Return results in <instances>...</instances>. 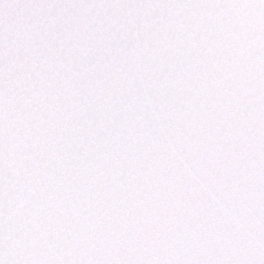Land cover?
Masks as SVG:
<instances>
[{"label": "snow or ice", "instance_id": "obj_1", "mask_svg": "<svg viewBox=\"0 0 264 264\" xmlns=\"http://www.w3.org/2000/svg\"><path fill=\"white\" fill-rule=\"evenodd\" d=\"M0 264H264V0H0Z\"/></svg>", "mask_w": 264, "mask_h": 264}]
</instances>
